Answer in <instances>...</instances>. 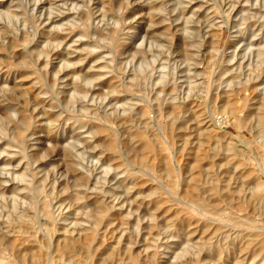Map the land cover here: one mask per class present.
<instances>
[{
  "label": "rangeland",
  "instance_id": "obj_1",
  "mask_svg": "<svg viewBox=\"0 0 264 264\" xmlns=\"http://www.w3.org/2000/svg\"><path fill=\"white\" fill-rule=\"evenodd\" d=\"M0 264H264V0H0Z\"/></svg>",
  "mask_w": 264,
  "mask_h": 264
},
{
  "label": "bare ground",
  "instance_id": "obj_2",
  "mask_svg": "<svg viewBox=\"0 0 264 264\" xmlns=\"http://www.w3.org/2000/svg\"><path fill=\"white\" fill-rule=\"evenodd\" d=\"M226 49H227V45L224 47V48H220L219 50H217L216 52H219V54L221 55H223L224 54V52L226 51ZM239 55H238V51L237 50H234L233 52H232V54H230V57H228V59L227 60H222V61H220V57H218V59L216 60V62L218 63V61H219V63H220V65L219 66H221V67H231V66H233L235 63H236V59H237V57H238ZM226 59V58H225ZM230 69V68H229ZM246 84V83H245Z\"/></svg>",
  "mask_w": 264,
  "mask_h": 264
}]
</instances>
